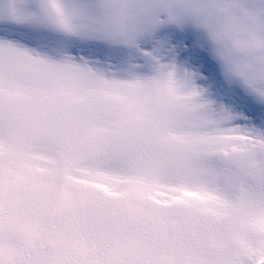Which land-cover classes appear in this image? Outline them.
<instances>
[{"label": "snow or ice", "instance_id": "snow-or-ice-1", "mask_svg": "<svg viewBox=\"0 0 264 264\" xmlns=\"http://www.w3.org/2000/svg\"><path fill=\"white\" fill-rule=\"evenodd\" d=\"M0 264H264V0H0Z\"/></svg>", "mask_w": 264, "mask_h": 264}]
</instances>
